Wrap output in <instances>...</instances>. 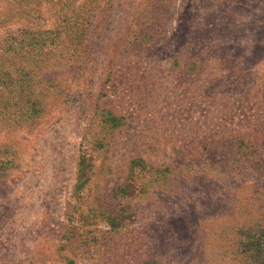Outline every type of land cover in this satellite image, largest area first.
Masks as SVG:
<instances>
[{
  "label": "rangeland",
  "instance_id": "1",
  "mask_svg": "<svg viewBox=\"0 0 264 264\" xmlns=\"http://www.w3.org/2000/svg\"><path fill=\"white\" fill-rule=\"evenodd\" d=\"M247 233L264 0H0V264H250Z\"/></svg>",
  "mask_w": 264,
  "mask_h": 264
},
{
  "label": "trees",
  "instance_id": "2",
  "mask_svg": "<svg viewBox=\"0 0 264 264\" xmlns=\"http://www.w3.org/2000/svg\"><path fill=\"white\" fill-rule=\"evenodd\" d=\"M84 173L85 167L80 163L78 174L84 177ZM252 236H254V234H252ZM246 237L243 241L239 242L241 253L250 259V264H264V241H262V239L260 240L258 237H249L248 233Z\"/></svg>",
  "mask_w": 264,
  "mask_h": 264
}]
</instances>
